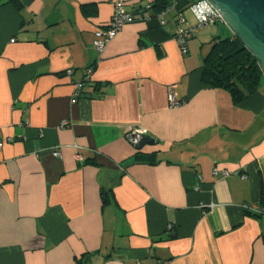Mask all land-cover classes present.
Listing matches in <instances>:
<instances>
[{"label":"crops","instance_id":"crops-1","mask_svg":"<svg viewBox=\"0 0 264 264\" xmlns=\"http://www.w3.org/2000/svg\"><path fill=\"white\" fill-rule=\"evenodd\" d=\"M111 1L0 0V264H264V80L240 103L203 82L234 35L182 54L187 0L147 20L155 0H125L136 21L99 54Z\"/></svg>","mask_w":264,"mask_h":264},{"label":"built area","instance_id":"built-area-1","mask_svg":"<svg viewBox=\"0 0 264 264\" xmlns=\"http://www.w3.org/2000/svg\"><path fill=\"white\" fill-rule=\"evenodd\" d=\"M111 2L113 5V14L108 27L105 30L96 31V40L94 42V47L99 54H101L107 44H109L116 37L123 26L136 21L135 13L133 11H127L125 0H112ZM187 2H189V10L195 18V23L193 25H189L184 15L182 13H178V27L174 36L178 46L181 49L182 54L184 55L188 53V43L193 38H195L201 30L211 26L224 24L221 15L212 7V5L209 4L207 0H187ZM175 7L176 6H174V8ZM171 9H173V7L169 8V10ZM149 10L150 6L148 5L145 10L146 12L142 13L143 19L147 20L151 18ZM169 10L162 12L160 14V17L163 18L166 12H168ZM91 74L92 70L89 69L87 71L86 77L82 81L76 83L75 98L80 95L82 89L85 86V82L89 80ZM170 102L172 107H179L182 104V102L177 100L172 93H170ZM144 138V131L140 128L132 127L127 131V140L131 147H133L137 152V147L140 145ZM4 144L5 141L0 138V150H2ZM53 155L56 158L61 157L59 150H56ZM76 160L81 162L83 158L80 154H77ZM223 174L225 176L228 175L227 172H223ZM215 175H218L217 171L215 172ZM248 209L255 214L264 215V206H251Z\"/></svg>","mask_w":264,"mask_h":264},{"label":"trees","instance_id":"trees-1","mask_svg":"<svg viewBox=\"0 0 264 264\" xmlns=\"http://www.w3.org/2000/svg\"><path fill=\"white\" fill-rule=\"evenodd\" d=\"M11 1L16 3V0ZM172 1L155 0L149 6L158 15L166 11ZM187 5L189 6V2ZM133 12L136 14V11ZM93 69L94 66L91 68L92 72ZM263 80L257 61L235 37L215 39L212 52L206 60L204 83L228 91L235 103H240L258 92ZM137 154L140 155L141 152L138 151Z\"/></svg>","mask_w":264,"mask_h":264},{"label":"water","instance_id":"water-1","mask_svg":"<svg viewBox=\"0 0 264 264\" xmlns=\"http://www.w3.org/2000/svg\"><path fill=\"white\" fill-rule=\"evenodd\" d=\"M226 27L257 61L264 77V0H207ZM154 141L144 138L141 151Z\"/></svg>","mask_w":264,"mask_h":264},{"label":"rangeland","instance_id":"rangeland-1","mask_svg":"<svg viewBox=\"0 0 264 264\" xmlns=\"http://www.w3.org/2000/svg\"><path fill=\"white\" fill-rule=\"evenodd\" d=\"M223 25L225 26V24H223ZM223 25H221V26H220V25H218V26H220V27H223ZM220 29H221V28H220Z\"/></svg>","mask_w":264,"mask_h":264}]
</instances>
